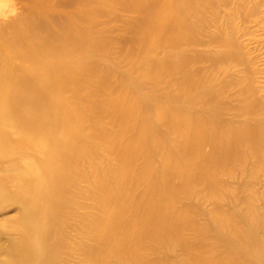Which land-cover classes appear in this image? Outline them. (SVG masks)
Here are the masks:
<instances>
[{"label": "bare ground", "instance_id": "6f19581e", "mask_svg": "<svg viewBox=\"0 0 264 264\" xmlns=\"http://www.w3.org/2000/svg\"><path fill=\"white\" fill-rule=\"evenodd\" d=\"M218 2L0 1V215L15 207L0 220V264H50L45 209L60 203L93 264H164L165 247L184 264H249L238 256L253 243L264 256L259 223L217 200L230 191L223 170L264 165L262 68L243 86L222 67L238 48L211 34ZM38 158L63 175L47 185ZM75 176L95 211L69 210L58 182Z\"/></svg>", "mask_w": 264, "mask_h": 264}, {"label": "rangeland", "instance_id": "374dc122", "mask_svg": "<svg viewBox=\"0 0 264 264\" xmlns=\"http://www.w3.org/2000/svg\"><path fill=\"white\" fill-rule=\"evenodd\" d=\"M9 1L11 2L12 0ZM206 9V19L209 20L211 25L213 24L216 26L215 28L209 27L212 32L211 34L215 33L220 34L223 37L227 36L226 38L232 43L231 48H238V51L233 54L235 56L225 60L222 67L228 71L231 77L239 80L238 82L240 85L245 86V84L250 82V80L256 84L254 81V74H248V72L250 73L251 70L256 67H261L262 76H264V0H219V2L212 6L211 9ZM240 57L243 58L242 61L245 64H243L240 60L239 62L236 61V59ZM116 72L121 74V72L126 73L127 70L118 69ZM257 75L258 74H256V76ZM257 78L258 76L256 79ZM262 81L264 82V79H262ZM51 97L58 96L50 89L49 98ZM44 103L51 106L49 101H44ZM51 110L52 108L48 110L49 113H51ZM257 113L258 112L251 115L254 116ZM46 114L50 116L48 117L46 115L48 119H57L60 117L56 114ZM72 125L75 126L74 123ZM83 133H85V131H83ZM98 143L99 140L91 141L95 150L96 146L99 149ZM74 151L81 154V162H85L86 158H89L93 165L97 164V157L86 154L82 148L76 147ZM98 153L100 154L99 150ZM45 161L46 160L38 158L35 161V165L37 171L39 173H43V181L49 185L51 182V180L49 181V178L51 176L56 178L61 177L64 170L57 168L48 173L49 169L47 168V165H45ZM248 163L249 160L244 167L235 164L234 166H230L228 170H223L220 177H222L223 180H227L229 183L228 189L230 191L219 192L220 195L217 200L223 206L230 209L233 208L236 212H241L240 214H243V217H241L242 225L246 224L251 226L253 223L258 222L259 228L263 230L259 233L261 234L264 232V217L260 216L264 215V181L262 180L263 185L260 183L256 185L254 181L259 179V182H261V179H264V165L259 167V165L254 164V162H252V165L250 163V165H248ZM234 176H237V178L238 176L243 177L244 182L248 187L244 188L239 185L236 177ZM256 177H258V179ZM87 185L88 182L82 181L76 176L65 182L63 179L59 180L58 186L65 188L70 194V204L72 206V208L69 209L70 211L73 210L76 214H79L80 211H82V208H84L82 212L87 210L95 211L92 208L90 209V200L85 198ZM54 186L55 182H53L51 186H48L50 194ZM243 196H248L250 202H245ZM197 197H194V200L197 203H200L201 200L205 199ZM42 206L45 208V204ZM46 210H48L51 217V244H55L56 241L59 243V246H56L55 244V247L51 248V255L48 256L49 263L93 264V256L89 253L85 254L83 252V248L91 245L92 243L85 234V229L80 226L79 220L76 216L67 214L68 210H64L61 203L59 205L54 204L53 206H48L45 211ZM14 212V206H7L1 213L0 220L5 215H10ZM46 227L47 226H44V228ZM256 239H263V236L259 235L255 238V240ZM255 240L254 242H256ZM91 248L93 249L94 246ZM162 251L165 254H169L168 261L164 262V264H184V260L180 255V250L176 249L173 254L170 253V250H168L167 247H165ZM81 252L84 254H80ZM147 255L148 257L152 256L151 254ZM244 255L246 256H241V254H239L238 257L243 259L245 258L249 264H264V256H258L254 243L248 253Z\"/></svg>", "mask_w": 264, "mask_h": 264}]
</instances>
